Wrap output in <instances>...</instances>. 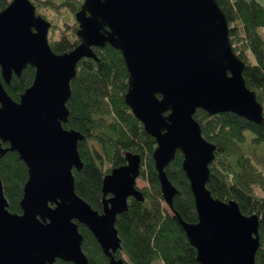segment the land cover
<instances>
[{
  "label": "water",
  "instance_id": "95a60500",
  "mask_svg": "<svg viewBox=\"0 0 264 264\" xmlns=\"http://www.w3.org/2000/svg\"><path fill=\"white\" fill-rule=\"evenodd\" d=\"M75 19L79 44L56 53L48 41L50 23L31 0H11L0 11V158L16 152L27 167L20 213L8 210L0 181V264H89L79 224L91 232L107 264H125L116 257L121 240L115 222L129 197L144 199L136 184L141 158L126 152L125 163L103 177L99 212L74 188L73 170L83 165L77 146L84 136L63 127L77 64L82 58L98 61L93 49L105 44L124 59V102L155 139L152 158L170 208L178 191L165 167L177 151L182 154L197 221L177 218L197 263L255 264L259 218L207 188L215 145L193 117L202 109L264 124L262 104L246 85L245 64L232 49L217 1L83 0ZM27 65L34 78L15 101L4 85Z\"/></svg>",
  "mask_w": 264,
  "mask_h": 264
},
{
  "label": "trees",
  "instance_id": "16d2710c",
  "mask_svg": "<svg viewBox=\"0 0 264 264\" xmlns=\"http://www.w3.org/2000/svg\"><path fill=\"white\" fill-rule=\"evenodd\" d=\"M11 0H0V11ZM228 21V35L235 54L244 62L243 76L247 87L255 93L264 115V2L257 0H216ZM36 13L50 23L48 41L56 53L72 50L79 44L75 13L83 0H31ZM98 61L82 58L70 82L67 101L68 118L63 127L80 132L78 142L83 165L73 170L74 188L78 196L102 211V179L125 163L126 152L138 154L141 167L138 181L143 201L128 198L127 210L116 217L115 226L121 240L116 257L125 264H198L192 247L179 224L196 222L197 213L189 181L182 170V154L177 151L165 167V173L177 188L172 207L161 194L152 153L153 137L135 118L124 102L128 71L121 52L109 44L93 49ZM35 70L27 65L20 76L13 75L4 85L15 101L31 85ZM193 117L203 137L215 145V157L209 166L207 188L215 198L234 200L241 212L259 218L260 244L255 264H264V167L258 161L264 155V124L258 125L232 113L209 115L202 109ZM5 146V145H4ZM27 179V167L16 152L0 158V181L8 201V210L20 213L19 201ZM137 184V182H136ZM82 249L89 264H107L99 244L82 224ZM55 264H72L56 260Z\"/></svg>",
  "mask_w": 264,
  "mask_h": 264
},
{
  "label": "rangeland",
  "instance_id": "374dc122",
  "mask_svg": "<svg viewBox=\"0 0 264 264\" xmlns=\"http://www.w3.org/2000/svg\"><path fill=\"white\" fill-rule=\"evenodd\" d=\"M259 2H261L263 4L264 0H257ZM258 165L259 167H264V155L263 157L258 161ZM144 184L141 181L137 180V186L140 188L142 187Z\"/></svg>",
  "mask_w": 264,
  "mask_h": 264
}]
</instances>
